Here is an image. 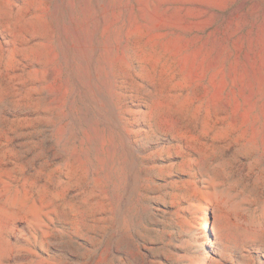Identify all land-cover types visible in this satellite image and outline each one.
<instances>
[{"label":"rangeland","instance_id":"rangeland-1","mask_svg":"<svg viewBox=\"0 0 264 264\" xmlns=\"http://www.w3.org/2000/svg\"><path fill=\"white\" fill-rule=\"evenodd\" d=\"M0 264H264V0H0Z\"/></svg>","mask_w":264,"mask_h":264},{"label":"bare ground","instance_id":"bare-ground-1","mask_svg":"<svg viewBox=\"0 0 264 264\" xmlns=\"http://www.w3.org/2000/svg\"><path fill=\"white\" fill-rule=\"evenodd\" d=\"M151 15H152V14H151ZM151 15H150V16H151ZM152 16H153V15H152ZM157 18H158V17H156V19H157ZM151 19H153V18H151ZM153 20H154V19H153ZM155 21H156V20H155Z\"/></svg>","mask_w":264,"mask_h":264}]
</instances>
